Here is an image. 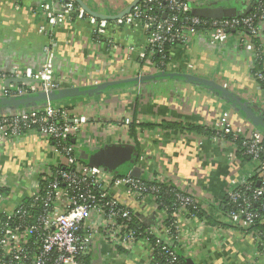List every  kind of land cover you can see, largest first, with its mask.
Here are the masks:
<instances>
[{
  "label": "built area",
  "instance_id": "2783aa9c",
  "mask_svg": "<svg viewBox=\"0 0 264 264\" xmlns=\"http://www.w3.org/2000/svg\"><path fill=\"white\" fill-rule=\"evenodd\" d=\"M231 1L142 0L121 17L100 19L87 13L76 0H45L39 8H30L32 14L44 20L40 30L48 37L45 60L38 71L19 65L10 70L0 69V99L49 96L76 85L71 79L57 77L55 72L53 29L66 19L88 23L99 44L111 25L141 29L144 51L133 46L117 47L116 51L137 53L139 59L155 68L152 57L165 54L167 46L189 48L197 37L216 45L232 42L252 53L253 79L264 87V0H236L241 5L239 11L251 8L234 18L216 20L192 15L195 7ZM10 79L32 82L9 84ZM111 96L103 106L107 108L104 110L107 117L94 122L91 113H97L100 107L85 106L82 102L58 106L48 99L39 108L0 113V147L38 136L48 139L56 158L54 163L20 166L8 174H0V264H93L98 251L126 263L138 256L140 264H179L181 258L200 251L198 244L203 240L220 244L229 238L235 226L241 228V236L255 239L257 254L264 256V239L260 241L257 233L248 230L259 216L254 211L255 202L264 195V137L255 130L235 125L229 112L212 123L215 139L236 149V141L242 140V155L259 171L258 187L251 190L250 184H245L251 195L238 189L228 191L226 196L232 207L223 216L202 203L188 185L164 177L161 169L158 171L151 165L147 151L140 153L130 170L138 168L145 174L142 178L116 175L80 161L83 144H89V148L108 144L136 147V140L141 144L142 123L128 114L113 113ZM133 123L137 139L131 135ZM134 204L149 207L153 221L147 223L135 212ZM199 209L222 225L232 227L210 224L197 216ZM261 210L264 211V204Z\"/></svg>",
  "mask_w": 264,
  "mask_h": 264
},
{
  "label": "crops",
  "instance_id": "0c3cea01",
  "mask_svg": "<svg viewBox=\"0 0 264 264\" xmlns=\"http://www.w3.org/2000/svg\"><path fill=\"white\" fill-rule=\"evenodd\" d=\"M135 1L82 0L93 12L111 18L123 14ZM43 2L0 0V69L10 70L19 65L40 70L48 37L40 30L44 20L32 14L30 8H39ZM53 35L56 75L76 84L54 91L59 95L56 101L62 106L75 102L98 105L97 113H91L94 122L107 117L108 112L104 111L107 108L103 106L112 95L113 113L128 114L145 124L139 135L141 149L149 152L151 165L158 171L161 169L164 177L180 180L202 203L220 212L228 191L259 176L252 161L239 157L238 149L230 143L215 139V133H176L159 126L162 122H179L211 130L214 121L229 112L235 125L255 130L264 137L221 95L183 78L187 75L212 81L249 103L264 118V87L253 79L252 53L232 42L216 45L197 37L189 48L171 47L166 66L169 77L158 79L161 70L139 59L137 53L127 55L116 51L117 47L128 46L144 51V33L139 28L111 25L99 44L88 23L66 19L53 29ZM83 82L90 84L83 87ZM76 90L89 91V94L79 95ZM69 92L73 93L67 97ZM49 144L46 138L30 136L2 145L0 174H8L23 165L54 163L56 158ZM5 206L9 207V200ZM133 208L147 223L153 221L152 211L146 205L134 204ZM240 230L234 227L231 236L220 244L203 240L198 244L200 251L185 258L187 263L191 264L190 259L192 264H264V256L257 254L255 239L250 235L241 236ZM94 257L93 264H140L142 261L138 256L128 263L124 259L115 261L100 251Z\"/></svg>",
  "mask_w": 264,
  "mask_h": 264
},
{
  "label": "water",
  "instance_id": "95a60500",
  "mask_svg": "<svg viewBox=\"0 0 264 264\" xmlns=\"http://www.w3.org/2000/svg\"><path fill=\"white\" fill-rule=\"evenodd\" d=\"M141 1L142 0H136L123 14L119 15L118 17H121L130 12L133 7ZM76 2L82 8H84L87 13L92 16H95L100 19H112L111 17H106L93 12L85 3L82 2V0H76ZM250 8L251 7L241 12L235 7L225 5L195 7L192 10V15L203 19L222 20L225 18H234L237 16H242L246 14L250 10ZM151 78L153 79L154 77ZM183 78L187 81L204 86L220 94L221 97L229 105L235 107L237 110L239 109L240 113L244 117H246V119H248L254 125V127L264 135V118H261V114L260 116H258L259 113L253 110V107L249 103H246L241 98L237 97V95H235L234 93L226 91L221 86L217 85L212 81L187 75L183 76ZM29 82L32 81L29 79H10L7 81V83L9 84H22ZM72 93L73 92H69V94H67V97L70 96ZM75 93L79 95H87L89 94V91L76 90ZM58 96L59 95H57L55 92H51L49 96H47L46 94H37L31 98L34 101H37V99L42 100L43 102L41 105H44L48 99H50L52 102H55L56 98H59ZM24 99L25 98L0 99V103L9 106V108H11L9 112H13L19 109L18 107H16V105H19V103L24 101ZM25 100L28 101L27 99ZM36 106L38 107L39 104L36 103ZM23 108H28V106H24ZM138 158V149L130 144H108L104 147L99 148H88L87 150L82 149L79 152L80 161L87 165L114 173L116 175L131 174L133 177L142 178L145 177V174L142 173L138 168H134L133 171L130 172L132 167L137 163ZM188 262L192 264V260L189 259Z\"/></svg>",
  "mask_w": 264,
  "mask_h": 264
},
{
  "label": "trees",
  "instance_id": "16d2710c",
  "mask_svg": "<svg viewBox=\"0 0 264 264\" xmlns=\"http://www.w3.org/2000/svg\"><path fill=\"white\" fill-rule=\"evenodd\" d=\"M228 5H231L235 8H237L238 10H240V8H241L240 3H238L237 1L236 2L234 1L233 3L229 2ZM170 49H171V46H167V48L165 49V54H163V55L155 54L152 57L154 64L162 72V73L157 74L158 79L169 77L166 74V66L169 62V50ZM121 88H123V87L121 86ZM31 97H33V96L26 97L25 99H27L28 101H26L24 99V101L19 103V105H16V107H18L20 109V108H23L24 106H28V108L32 109V108H39L42 106L41 105L43 102L42 100L37 99V101H34ZM36 103L39 104L38 107L36 106ZM54 103L57 104L58 106L60 105V103H58L57 101H55ZM69 108H71V107H69ZM10 109L11 108H9V106L0 103V110H1L0 113H8L10 111ZM239 112H240V110H239ZM159 126L165 130L171 129L176 133H178V132H195V133H199V134H206V135L210 134V135H212V132H213L212 130L206 129L205 127H202V126L185 125V124L179 123V122H162ZM141 127H145V124H141ZM131 135L134 136L135 139H137L136 125L134 123L131 126ZM241 143H242V140L236 141L239 157H242L243 159L247 160L249 158L242 155ZM136 148L138 149L139 155H140V153L142 152V149H141L139 141H137V140H136ZM248 184H250L251 190L258 187L259 186L258 177H255L252 180H250V182ZM247 187L248 186H246V185L240 186V187H238V191H242V193L246 192L248 195H251V192L247 189ZM229 202L230 201L227 198L223 200V205L220 207V212L222 213L223 216L224 215L227 216V213L230 210V207H232V206H229ZM262 204H264V195H262V197L259 201L255 202L254 211L256 213H258L259 216L256 218L254 225L248 229L250 232L253 231V232L257 233L259 238H260L259 239L260 241L264 239V211L261 210ZM196 214L199 218L206 219L207 221H209L210 224H212L214 226H221L223 228L232 227L231 225H227V224L222 225V223L215 221L214 219H212L210 216H208L204 211H202L200 209H199V211H197ZM235 227L238 228V226H235ZM179 264H188V263H187L185 258H181V261Z\"/></svg>",
  "mask_w": 264,
  "mask_h": 264
},
{
  "label": "rangeland",
  "instance_id": "374dc122",
  "mask_svg": "<svg viewBox=\"0 0 264 264\" xmlns=\"http://www.w3.org/2000/svg\"><path fill=\"white\" fill-rule=\"evenodd\" d=\"M235 2H236V0H235ZM85 142L88 143V140H86ZM82 148H83V150H87L89 148V144H83Z\"/></svg>",
  "mask_w": 264,
  "mask_h": 264
},
{
  "label": "flooded vegetation",
  "instance_id": "af4514ba",
  "mask_svg": "<svg viewBox=\"0 0 264 264\" xmlns=\"http://www.w3.org/2000/svg\"><path fill=\"white\" fill-rule=\"evenodd\" d=\"M235 4V3H234ZM226 6H231V5H228V3L225 4ZM233 7V6H232Z\"/></svg>",
  "mask_w": 264,
  "mask_h": 264
}]
</instances>
